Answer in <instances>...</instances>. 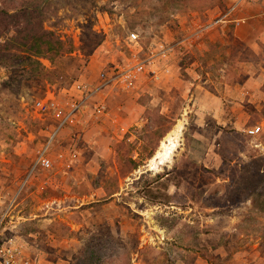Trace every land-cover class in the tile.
Segmentation results:
<instances>
[{
    "label": "rangeland",
    "instance_id": "374dc122",
    "mask_svg": "<svg viewBox=\"0 0 264 264\" xmlns=\"http://www.w3.org/2000/svg\"><path fill=\"white\" fill-rule=\"evenodd\" d=\"M25 9L41 49L0 58L8 234L39 264H264V0H0L3 35ZM132 59L136 86L103 89L105 113L35 167L48 132L36 100ZM93 186L106 199L84 206Z\"/></svg>",
    "mask_w": 264,
    "mask_h": 264
},
{
    "label": "built area",
    "instance_id": "2783aa9c",
    "mask_svg": "<svg viewBox=\"0 0 264 264\" xmlns=\"http://www.w3.org/2000/svg\"><path fill=\"white\" fill-rule=\"evenodd\" d=\"M138 38L136 32L130 34V39ZM145 67L144 61L130 60L124 67L116 71H101L98 82L90 80H77L62 89L63 98L58 94L50 93L36 100L35 105L40 115L47 122V141L38 151L35 167L50 169L53 167L50 150L59 134L68 127H76L87 120V116L98 118L107 108L104 100L92 102L108 86L121 85L134 88L136 81ZM92 103V104H91ZM251 134L256 133V128L248 129ZM64 156V153L60 154ZM73 158L78 156L76 151H71ZM10 206L0 214V264H39L29 254L28 242L19 234H8L10 228Z\"/></svg>",
    "mask_w": 264,
    "mask_h": 264
},
{
    "label": "trees",
    "instance_id": "16d2710c",
    "mask_svg": "<svg viewBox=\"0 0 264 264\" xmlns=\"http://www.w3.org/2000/svg\"><path fill=\"white\" fill-rule=\"evenodd\" d=\"M35 9H37V7H35ZM3 12L7 11L4 10L2 11V13ZM25 14H27V20L25 21L26 24H20L19 21L13 23L9 26L8 31H6V35H3L4 29H2L0 26V38H2V36H6L4 42L0 41V58H5V55H18L17 50H20L22 48H26L27 50H31L32 52H37L33 50L41 49L42 44L37 43V39L40 35V26L39 24L31 25V20L35 17V14L28 9H25ZM15 16L17 17L18 13ZM57 44H60V42L56 41V44L52 46L48 45L49 50L53 48L52 50H54L55 54L64 51V47ZM88 249H90V246ZM77 258L78 257L74 259V264H77V262H79V260L77 261ZM84 260L85 261H83L84 263L82 264H90L86 263L87 259L84 258Z\"/></svg>",
    "mask_w": 264,
    "mask_h": 264
},
{
    "label": "bare ground",
    "instance_id": "6f19581e",
    "mask_svg": "<svg viewBox=\"0 0 264 264\" xmlns=\"http://www.w3.org/2000/svg\"><path fill=\"white\" fill-rule=\"evenodd\" d=\"M182 126H179L174 133H171L167 141L163 142L161 151L158 152L157 158L160 159V161H164L166 157H168L172 150L177 146L180 133H181Z\"/></svg>",
    "mask_w": 264,
    "mask_h": 264
},
{
    "label": "crops",
    "instance_id": "0c3cea01",
    "mask_svg": "<svg viewBox=\"0 0 264 264\" xmlns=\"http://www.w3.org/2000/svg\"><path fill=\"white\" fill-rule=\"evenodd\" d=\"M100 187L101 186H97V187H94L93 186L91 188L90 193L89 194H86V195H88L89 199L86 201L85 204H83L84 206H86V205H92L94 203H99L102 200H105L106 199V198H103L102 199V198L97 197V189H99ZM81 206H78V207L80 208ZM85 211H87V210H85Z\"/></svg>",
    "mask_w": 264,
    "mask_h": 264
}]
</instances>
